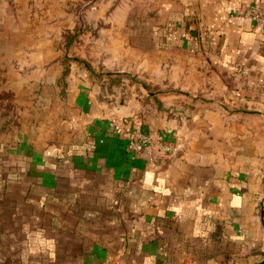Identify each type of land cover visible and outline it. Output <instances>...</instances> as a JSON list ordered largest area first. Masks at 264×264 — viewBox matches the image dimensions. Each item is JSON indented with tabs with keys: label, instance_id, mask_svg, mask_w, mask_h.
Returning <instances> with one entry per match:
<instances>
[{
	"label": "crops",
	"instance_id": "0c3cea01",
	"mask_svg": "<svg viewBox=\"0 0 264 264\" xmlns=\"http://www.w3.org/2000/svg\"><path fill=\"white\" fill-rule=\"evenodd\" d=\"M254 1L0 0V264L260 261Z\"/></svg>",
	"mask_w": 264,
	"mask_h": 264
},
{
	"label": "built area",
	"instance_id": "2783aa9c",
	"mask_svg": "<svg viewBox=\"0 0 264 264\" xmlns=\"http://www.w3.org/2000/svg\"><path fill=\"white\" fill-rule=\"evenodd\" d=\"M229 19L236 20L245 18L252 22L254 26L264 29V2L254 1L242 9L234 8L229 12ZM110 127L116 133H120L126 139V148L135 153L145 154L148 161L157 159V149L154 151L153 145L147 134L139 129L133 130L128 120L124 118L112 119L109 123ZM164 151H170L169 146H162Z\"/></svg>",
	"mask_w": 264,
	"mask_h": 264
},
{
	"label": "rangeland",
	"instance_id": "374dc122",
	"mask_svg": "<svg viewBox=\"0 0 264 264\" xmlns=\"http://www.w3.org/2000/svg\"><path fill=\"white\" fill-rule=\"evenodd\" d=\"M75 9H79V8H75ZM79 32H81L82 30V27L80 26L79 28ZM75 36H77V33H75L74 34ZM73 36V35H72ZM72 41H73V38H71L70 39V43H72ZM263 250H264V248H263ZM264 259V251H263V253L262 254H260V261H262ZM260 261H256V263H258V262H260ZM264 264V263H263Z\"/></svg>",
	"mask_w": 264,
	"mask_h": 264
},
{
	"label": "water",
	"instance_id": "95a60500",
	"mask_svg": "<svg viewBox=\"0 0 264 264\" xmlns=\"http://www.w3.org/2000/svg\"><path fill=\"white\" fill-rule=\"evenodd\" d=\"M264 263V259L258 263H253V264H263Z\"/></svg>",
	"mask_w": 264,
	"mask_h": 264
}]
</instances>
